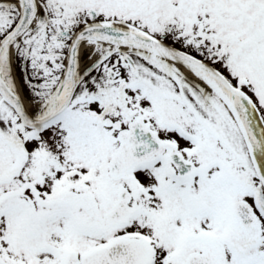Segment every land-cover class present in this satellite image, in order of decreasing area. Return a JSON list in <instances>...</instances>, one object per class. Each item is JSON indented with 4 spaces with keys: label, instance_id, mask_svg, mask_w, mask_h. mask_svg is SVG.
Segmentation results:
<instances>
[{
    "label": "snow or ice",
    "instance_id": "1",
    "mask_svg": "<svg viewBox=\"0 0 264 264\" xmlns=\"http://www.w3.org/2000/svg\"><path fill=\"white\" fill-rule=\"evenodd\" d=\"M0 264H264V0H0Z\"/></svg>",
    "mask_w": 264,
    "mask_h": 264
}]
</instances>
